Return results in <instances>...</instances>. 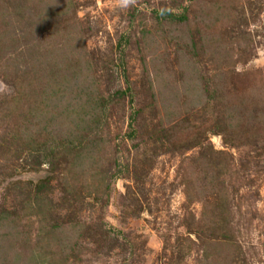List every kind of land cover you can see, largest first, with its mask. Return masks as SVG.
Masks as SVG:
<instances>
[{
    "label": "rangeland",
    "instance_id": "rangeland-1",
    "mask_svg": "<svg viewBox=\"0 0 264 264\" xmlns=\"http://www.w3.org/2000/svg\"><path fill=\"white\" fill-rule=\"evenodd\" d=\"M0 264H264V0H0Z\"/></svg>",
    "mask_w": 264,
    "mask_h": 264
}]
</instances>
